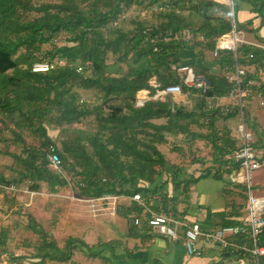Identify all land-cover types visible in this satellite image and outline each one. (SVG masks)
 <instances>
[{"label":"trees","instance_id":"1","mask_svg":"<svg viewBox=\"0 0 264 264\" xmlns=\"http://www.w3.org/2000/svg\"><path fill=\"white\" fill-rule=\"evenodd\" d=\"M242 2L252 6L264 26V2L260 0H232V6L219 0H41L39 4L0 0V113L13 118L11 143L23 142L19 153L0 148V155L16 161V166H6L14 172L11 177L0 171V185L25 184L39 190L45 184L51 192L66 186V176L48 163L54 149L61 171L78 176L80 196L159 195L160 202L151 210L183 219L185 208L178 213L175 206L179 197L182 202L187 200L192 184L209 177L223 181L224 195L228 198L236 192L241 203L235 197L215 215L221 219L220 226H238L244 216L247 188L225 178L239 167L226 162L239 150L240 139L237 133L231 135L224 121L238 116V109L223 113L218 107L210 108L207 98L229 94L233 85L227 73L236 66L245 68V83L252 82L250 95L264 96V80L256 84L254 75L264 72V38L257 36L260 44L239 43L236 53L220 50L216 57L208 58L216 37L232 29V20L239 35L243 30L255 33L252 19L237 20ZM157 3L170 5V10L152 13L154 22L145 21L148 14H133L124 19L133 21L130 29L120 28L122 20L114 26L118 28L107 34L103 31L120 11L137 5L143 11ZM32 10L40 14L24 19ZM42 44L51 46L44 54ZM184 50L194 53L188 66L196 76L209 81L207 91L183 85L185 73L179 68L187 64L179 54ZM46 57L52 68L33 71V64ZM152 76L160 87L181 84L184 92L190 91L194 106L187 108L176 97L167 96L163 101L149 99L138 107L137 93L151 88L148 79ZM87 91L92 92V101L82 96ZM46 121L59 132L74 129L75 135L57 144ZM23 129L36 136L38 143L27 144ZM200 147L211 154L205 158L207 152H200ZM194 151L197 157H190ZM183 164L194 166L197 175L186 178ZM119 200L118 215L140 218L139 225L131 223L132 229H151L149 211L135 201L119 205ZM29 217L30 228L39 232L41 239L34 257L41 261V257H57L51 253L54 248L50 249L53 242L48 233L41 228L37 231L36 222ZM236 236L241 246L251 240L247 234ZM7 238L8 231L0 228V256L6 252ZM262 241L264 236L259 243ZM104 248V244L94 245L90 254L100 255ZM18 258L10 256L11 262Z\"/></svg>","mask_w":264,"mask_h":264},{"label":"rangeland","instance_id":"2","mask_svg":"<svg viewBox=\"0 0 264 264\" xmlns=\"http://www.w3.org/2000/svg\"><path fill=\"white\" fill-rule=\"evenodd\" d=\"M39 2H41V0H34L35 4H39ZM140 6L141 5H137L136 8L135 6L128 8L131 11L129 16L132 17L133 13L134 16H138V13L141 12ZM39 14V12L32 10L25 13L24 17L23 14L21 16L24 19L30 20ZM148 15L150 16H148L149 18L145 21L148 23L154 22L156 15ZM110 21L107 26L103 28L106 34L109 33L110 30L118 28L112 26ZM132 24L133 21L131 20H123L120 28L122 29V27H124V29H130ZM50 47L51 46L48 44H42L43 54L49 50ZM21 51H23V48ZM212 57H214L213 54L209 53L208 58L211 59ZM45 59L44 61H37L35 63H47L48 57ZM117 72L121 71L117 70ZM10 73H13V71ZM83 95L91 101L94 99L90 91L85 92L82 96ZM192 105H194V103ZM227 107H229V110L232 108L231 106ZM233 118L235 123H237V116L235 115ZM224 121L227 125V119H224ZM44 124L48 126L50 134L57 136L55 137L57 144H59V141L75 135L74 129H65L63 132H59L54 128L56 127L54 124L48 121ZM219 124L221 125L222 123L219 122ZM13 129L15 130L13 118H5V116L0 113V148L19 153L23 146V142H20L18 145L11 143L13 137L11 131ZM21 133L27 144L38 143L36 136L26 129L21 130ZM81 133L85 134L83 131H81ZM202 151L204 153L207 152L204 154L205 158L207 155L211 154V150H207L206 147H200V152ZM195 155L196 152L194 151L190 157H197ZM209 161H211L210 158ZM8 165L16 166V161L10 157L0 155V171H4L6 177H11L14 172L12 169L6 168ZM61 173L66 176L68 183L66 186L58 188L56 192L49 191L45 184H43V187L39 190H31L25 184L18 186L13 184L17 189L16 191L9 190L11 185H0V228L8 231L7 243L5 245L6 252L2 253L0 256L3 258V260L0 258V264H13L14 262L16 264H21L23 262L24 264H99L98 259H104L101 257H94L90 254L94 245L108 244L112 247L125 246L129 235L139 231L137 227L131 228L132 222L130 218L122 217L117 213L115 215L110 214L109 209H106V204H104L105 208L99 206L95 211H92L88 204L79 200L78 196L80 195L78 194V189L80 182L77 180L78 176L65 174L63 171ZM119 201H121L119 205H127V203L129 204L130 202L129 199L124 198ZM156 204L157 203H154L153 206ZM29 215H31L36 222L37 231L41 228L48 233L49 238L53 242H51L52 247L50 249L54 248L51 253H55L57 257L52 254L54 257H41V259H43L42 261L34 257L37 252V246L41 243V239L39 237V232H34V230L30 228L29 221L31 220H29ZM80 243H84V246ZM119 243L121 245H118ZM87 248L89 250H87ZM113 251L116 250L113 248ZM43 253L44 251L42 254ZM58 255L62 258H58ZM10 256L19 258L11 262ZM6 257L9 259L7 260Z\"/></svg>","mask_w":264,"mask_h":264},{"label":"built area","instance_id":"3","mask_svg":"<svg viewBox=\"0 0 264 264\" xmlns=\"http://www.w3.org/2000/svg\"><path fill=\"white\" fill-rule=\"evenodd\" d=\"M230 6L232 1L229 0ZM170 10L168 4H153L147 10H143L138 15L144 16L146 14L167 12ZM131 11L125 9L117 14V17L111 22V25L118 26L120 22L129 16ZM134 14V13H133ZM245 40L235 30V23L232 20V29L229 32L221 33L216 39V45L213 56L216 57L220 50H229L232 52L237 51V45L244 43ZM264 48V47H263ZM52 63H36L33 65V71H46L52 68ZM80 70V69H78ZM184 72L182 77L183 85L186 87H195L203 92L209 89V81L203 76H196L193 69L188 65H182L179 68ZM246 70L243 67L236 66L232 73H227L228 80L232 83L233 87L229 92V96L233 98L234 106L238 109V123L236 125V132L239 136V150L234 154V159L239 167L234 174L232 180L237 183L246 185L247 188V201L244 210V216L238 226L224 225L214 229H204L198 222H188L186 219L171 216L165 213H157L151 210L154 203L160 202L159 195H152L150 197H143L140 193L133 195H112L105 194L99 197H84L78 196L79 200L88 204L92 211L97 207L106 204V209L109 213L116 214V201L119 199H129L135 201L138 205L142 206L145 211H149L151 216L148 219V226L151 229L171 241L176 242L182 239L183 246L189 255H200L201 249L199 248L200 242L214 243L220 250H227L231 246V238L237 234H247L250 237L252 248L249 250L255 258V264H260V257L264 256V241L260 244L261 237L264 236V194L257 196L252 191L251 174L253 171L264 167V152L257 150L254 146V136L247 128L244 118V106L247 97L250 95L248 87L252 84L251 81L245 83ZM150 89H143L137 93L136 105L142 107L145 101L159 100L163 101L169 95L176 97V99L183 98L190 94L187 90L184 92L181 84H171L165 87H160L154 76L148 79ZM216 96L207 98L210 108L219 107L224 113L229 112V107L217 106L215 104ZM261 104H264L262 98ZM48 163L50 167L58 173H61V162L54 149L48 156ZM9 190L16 191V187L11 185ZM100 210V208H99ZM131 221L134 225L140 224V218L133 215Z\"/></svg>","mask_w":264,"mask_h":264},{"label":"crops","instance_id":"4","mask_svg":"<svg viewBox=\"0 0 264 264\" xmlns=\"http://www.w3.org/2000/svg\"><path fill=\"white\" fill-rule=\"evenodd\" d=\"M260 1L264 2V0ZM252 11V6L242 2L237 13V20L240 23L246 22L249 19L253 20L252 28L255 29V33L243 30V35L241 36L245 40L244 43L252 42L260 44L257 36L264 38V26H260L261 20ZM193 54L192 51L184 50L179 55L184 58L185 64L188 65L190 63L191 65L192 57H194ZM216 67L213 66L212 69L218 71L219 69ZM248 69L250 73L254 72L253 67ZM254 75L258 79L256 84L259 83V79L264 80V72L254 73ZM190 98L189 94L177 99V101L187 108H192L194 101ZM262 98L264 99L263 95H249L246 99L243 112L246 115L244 118L247 128L254 136L253 146L257 150L264 152V104H261ZM215 104L222 107L231 106L235 109L233 98L229 94L217 97ZM230 111L233 112V110ZM233 117L227 118V126L231 130V135H236L238 121L235 123ZM226 163L229 165L236 164L234 155L228 157ZM182 166L187 170L186 178L197 175L194 166L189 167V164H183ZM237 170L235 169V171L225 178L228 181L232 180ZM251 181L253 193L257 196H262L264 194V167L252 172ZM223 188H225L223 181L210 177L200 179L190 186L187 200L182 202L180 200L181 197H179V201L175 207L178 213L185 208L183 216L188 222H198L204 229L217 228L220 226L221 219L215 214L223 212L227 207L228 201L235 199V197L236 202L241 203L238 193L232 192V195L227 198L223 193ZM244 210L245 207L243 208V213ZM236 239L237 236L231 238V246L227 250H220L214 243L200 242L199 248L201 249V254L189 255L183 246L182 239L173 242L169 238L155 233L152 229H146L143 232L138 231L129 235L125 246L120 243L118 245L121 246L117 247L105 244V248L101 254L96 257L104 259H98L99 264H118V262H122V264H255V258L249 251L252 248V244L246 242L241 246L237 244ZM113 248L116 251H113ZM238 250H242L243 252H237ZM260 264H264V256L260 257Z\"/></svg>","mask_w":264,"mask_h":264},{"label":"bare ground","instance_id":"5","mask_svg":"<svg viewBox=\"0 0 264 264\" xmlns=\"http://www.w3.org/2000/svg\"><path fill=\"white\" fill-rule=\"evenodd\" d=\"M219 1H223V2H224V1H227V2H229V0H219Z\"/></svg>","mask_w":264,"mask_h":264},{"label":"water","instance_id":"6","mask_svg":"<svg viewBox=\"0 0 264 264\" xmlns=\"http://www.w3.org/2000/svg\"><path fill=\"white\" fill-rule=\"evenodd\" d=\"M230 1H232V0H230Z\"/></svg>","mask_w":264,"mask_h":264}]
</instances>
